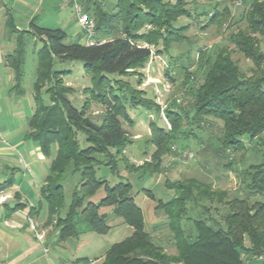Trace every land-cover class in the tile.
Here are the masks:
<instances>
[{
	"label": "trees",
	"instance_id": "obj_1",
	"mask_svg": "<svg viewBox=\"0 0 264 264\" xmlns=\"http://www.w3.org/2000/svg\"><path fill=\"white\" fill-rule=\"evenodd\" d=\"M78 1L95 22L93 44L65 42L68 36L63 30L39 26L33 19L26 31L18 30L11 17L6 22L15 45L6 56V65L13 73L11 90L14 93H24L21 84L26 41L31 38L42 44L36 51L34 112L28 119L26 138L36 143L46 158H50L51 147L56 146L40 197L47 205V222H54L58 241L75 238L84 231L107 234L109 227L101 209L112 208L114 215L132 232L109 247L102 264H245L247 259H257L263 264L264 137L261 135L264 133V54L260 44H264V1H252L244 15V30L228 33V41L252 62L254 67L250 73L242 72L224 48L213 52L199 49L195 71L190 72L189 68L183 71L187 86L191 78L194 79L187 92L188 103L164 111L169 127L161 119L162 126L155 121L149 122V142L155 148L151 163L146 164L149 174L158 172L163 156L177 154L187 146L182 143L193 139L200 145L197 134L187 131L188 127L204 131L202 126L209 120L220 124L212 145H216L217 157L228 159V167L233 165L229 154L243 151L246 139L261 150L260 161L238 172L245 196L239 193L229 196L195 179L165 183L167 189L174 191V196L164 203L156 201L150 190H144L156 201V209L162 210L168 218L175 241L176 255L173 256L166 255L145 230L144 217L134 202L132 186L120 182L109 187L106 181L95 178V165L96 156L104 155L113 170L118 157L131 143V137L122 127V122L131 123L127 109L142 108L159 116L158 105L139 89L142 84L140 76H143L141 70L151 57L150 47L161 46L162 50H168L171 45L185 40L183 34L187 26L174 27L173 24L181 17L190 16L186 3L183 0L174 3L165 0ZM106 3L108 5L104 8ZM214 10L205 21V27L214 22L217 16ZM82 36L84 38V34ZM56 59L80 61L84 73L90 78V101L85 100L79 109L69 99L73 90L61 78L69 71L53 70ZM197 73L201 74V82L195 81ZM132 76L136 77L135 86L127 81ZM166 76L172 79L169 71ZM42 93L49 97L47 105L42 103ZM91 101L104 108L97 121L87 115ZM79 133L85 136L84 148H80ZM210 141L211 138L207 143L212 146ZM129 166L125 161L126 170ZM67 174H78L79 182L72 190L66 215L61 218L59 211L64 207L62 182ZM11 180L5 183L10 184ZM5 183L0 184V190L6 187ZM102 186L104 197L98 204L93 203L90 198ZM250 196L259 199L250 202ZM214 202L217 207L213 209L222 211L218 220L208 215L209 206L205 205ZM186 205L188 212L189 207L192 211L199 207L208 215L206 219L193 220L194 236H185L181 228L180 222L187 215ZM24 206L18 203L13 211ZM80 224L83 229L79 228Z\"/></svg>",
	"mask_w": 264,
	"mask_h": 264
},
{
	"label": "rangeland",
	"instance_id": "obj_2",
	"mask_svg": "<svg viewBox=\"0 0 264 264\" xmlns=\"http://www.w3.org/2000/svg\"><path fill=\"white\" fill-rule=\"evenodd\" d=\"M165 1L174 3L176 0ZM183 1L186 3L185 7L190 16L188 18H179L173 25L174 27L187 26V30L183 34L185 40L179 44L171 45L168 50H162L161 46L158 48L150 47L151 57L145 68L141 70L143 76H140L142 77V84L139 89L143 90L146 96L154 100L158 105L160 109L159 116L154 111H147L142 108L127 109L131 123L122 122V127L128 133L129 137H131V143L126 147L124 153L118 157L116 167L113 170L111 166L107 165L109 159L104 155L96 156L97 163L95 165V178L106 181L109 187H113L120 182L129 183L132 186L133 199L144 217L145 230L150 232L153 241L169 256L176 255L174 235L168 226V218L164 212L156 209L157 200H161L164 203L174 196V191L167 189L165 183L195 179L198 182L211 186L212 190L224 191L229 196H233L235 193L245 196L247 194L240 184L238 172L246 168L249 164L257 163L261 159L260 147L246 139L244 141L245 149L243 151L229 154V159L232 160L233 165L231 168L228 167V159L217 157L215 155L216 145H212V140L215 143L216 137L218 136L220 124L217 121L212 122L209 120L208 124L202 126L204 127V131H198L194 126L188 127L187 131L191 130L192 133L197 134L201 142L200 145L198 141L190 139L188 142L182 143L184 147L187 145L182 151L177 154L170 153L163 156L161 166L157 173L149 174L146 171V164L151 163V156L155 151V148L149 142V122L155 121L157 125L162 126L163 123L161 120H164V111L168 107L176 109L178 106L182 107V105L188 103L189 96L187 92L189 93V85H191L194 79L192 77L191 82L187 86L184 82L183 71L184 69L188 71V68L190 72L195 71V61H197V52L199 49H207V51L211 52L221 48L226 49L230 52L231 59L237 63L241 71L245 74H249L250 70L254 67L252 62L244 58L234 45L228 41V33L231 30H233L232 33L234 34L236 31L246 28L244 15L253 0ZM15 2L13 11L14 23L20 29H23L24 25L28 26L29 21L33 19L39 26L63 30L68 36L65 42L85 43V39L82 36L84 32L76 23L72 0H15ZM107 5L106 3L104 8ZM213 10L217 16L212 24L205 27V21L210 14H213ZM199 14L202 16H199ZM205 14L207 17H205ZM7 30L9 31L8 27L5 29V32H8ZM0 31H2L1 28ZM41 45L40 40L29 38L26 41L24 73L21 84L24 95L21 98V108L18 112L12 109L13 112L8 111L2 113V116L0 115V122L9 125V127H13L19 136L26 131V120L25 122H22V120L28 118L34 111L32 95L35 81L36 51ZM260 49L264 54V44L262 42ZM262 64V68L264 69V62ZM53 70L69 71L68 74L61 76V78L65 85L73 90L69 99L75 108H81L85 100L90 101V93H88V88L91 86L90 78L84 73L83 64L80 61H60L56 59L54 60ZM167 71H169V76L172 77L171 80L166 76ZM194 78L197 82L202 81L200 73H197ZM127 81L132 86H135L136 77L132 76ZM46 86L47 83H45ZM41 99L43 104L47 105L49 103L47 94L42 93ZM103 112V106L95 101H91L90 108L87 111L89 117L97 121ZM22 115L24 118H22ZM261 137H264V133ZM77 138L80 148H84L86 146L84 141L85 136L79 133ZM210 138L212 146L207 143ZM12 142L14 140L0 136V147L11 150L16 160H18L16 163H12L6 161L5 157H0V184L4 185L5 182L12 179L14 181L13 186H21L22 194H24L25 200H28L26 202L22 199L21 202L25 203L26 207H28L29 203L34 205L40 219L46 220L47 205L41 199L36 187L39 181L45 178L47 173H42L40 164L36 162V157L28 158L27 156L31 147L30 144L33 142L29 141L24 144L27 145L26 150L24 146L18 148L12 147ZM22 150L25 151L24 154ZM55 152L56 146L53 145L51 147L50 158L48 159L49 162L54 157ZM172 152H175V149ZM186 153H190L193 156L191 158L184 156ZM22 156L25 157V161L30 163L31 168L34 169L33 173L24 169L23 162L21 161ZM125 161L131 166H129V171L125 168ZM9 168L17 169V178H14L15 173ZM137 168L140 170H137ZM44 170L47 172L46 166H44ZM148 170H151V168ZM78 182V174H67L62 182L64 207L59 211L61 218H64L66 215L71 202L72 190ZM5 185L8 191L12 189L10 184L5 183ZM144 190H150L156 201L149 198L144 193ZM3 194L0 195L4 196ZM104 195L105 191L102 186L90 198V201L98 204ZM8 196L10 199L13 198L11 194H8ZM6 197L3 201L9 199ZM248 198L250 202L254 199H259L253 196ZM261 200H264V198ZM15 204L16 201L9 200L6 203V208L0 206V216H4L0 218V228L5 233L0 235V262H5L7 258L11 257L12 259L16 258V260L22 261V264H35L31 262L32 258L37 259L36 264H71L72 254L77 255L81 253L91 261L96 262L110 245L125 239L132 232L128 226L123 224L114 215L112 208H102L101 213L106 215V225L109 227L107 234L98 235L89 233L79 235L78 238L66 240L64 242L65 248L61 250H58L59 248L53 244L44 247L41 245L42 243L39 241L40 238L38 235L43 234L41 235L42 239L45 238L47 233H52L53 235L52 222L45 221L41 225L29 219V221H20V224L22 226L27 225V228L11 229L8 226L9 223L7 225L5 220L12 218L10 209ZM205 205L209 206L208 215L218 220L222 211L213 209L217 207L216 203H205ZM186 207L187 215L180 222L181 228L185 236L188 234L194 236L193 220L198 218L206 219L208 215L201 212L199 207L196 210L194 208V211L189 207V212L188 205ZM79 228L83 229L84 226L80 224ZM45 249L47 252L44 251ZM56 257L57 259H55ZM100 263L97 262L96 264ZM78 264L84 263L80 262ZM245 264L262 263L257 259H247Z\"/></svg>",
	"mask_w": 264,
	"mask_h": 264
},
{
	"label": "crops",
	"instance_id": "obj_3",
	"mask_svg": "<svg viewBox=\"0 0 264 264\" xmlns=\"http://www.w3.org/2000/svg\"><path fill=\"white\" fill-rule=\"evenodd\" d=\"M15 3H16L15 0H0V28L2 29V31H0V33H1L0 34V115L2 113L12 111V109H15L14 111L18 112L21 108V98L24 95V93L22 95L16 94L11 90V88L14 84L13 73H12L11 69L6 65V56L13 51L14 46H15L13 40L11 39V37L9 35V31L7 30L8 32H5V29L7 28V23H6L7 20L11 17L14 21L13 11H14V7H15ZM29 23H30V21H29ZM29 23H28V26L24 25L23 29H20V27L18 25H16L15 23L14 24L16 25V28L18 30H21V31L25 30L26 31L29 28ZM32 98H33V95H32ZM31 115L28 118H24L22 115V118H24L22 120V122H25V120H26V123H25L26 131L24 132V134L19 136V135H17V131H15V129L13 127H9V125L2 124L0 122V136H3L6 139L14 140V142H12V144H11V145H13L12 147L18 148V147L24 146V149L26 150L27 145H24V144L29 142V140L26 138V135L28 132L27 123H28V119L31 117ZM30 142H32V141H30ZM30 146L31 147H30L29 153L27 155L28 158L36 157V162L40 164V166H41L40 168L42 169V173L48 174V170H49V166H50V162L48 161L49 158L44 157V155L40 152L36 143L33 142L30 144ZM22 152L24 154L25 151L22 150ZM13 154L14 153H12L11 150L0 147V157H5V160L8 162L16 163V161H18V160H16V157ZM21 161L23 162V166H24L25 170L31 171L32 173L34 172V169L31 168L30 163L25 161L24 156H22ZM44 162H45V165H44ZM44 166L47 167V172H46V170H44ZM15 169L16 168H11L10 170L14 171L13 172V173H15L14 178H17L16 177L17 176V174H16L17 169L16 170ZM47 174H46V176H47ZM46 176H45V178H46ZM45 178L40 180L39 184L36 187L38 194H40V189H41V187L45 181ZM13 183H14V181L11 180L10 187H12L11 190L13 192L11 190L8 191L7 186L5 188H3L2 190H0V194L4 193L3 195L5 197L7 196L9 198V199H6L5 201H3L5 197L0 195V200H1L0 206H3L4 208H6V203L9 200L16 201V204L13 206V208L18 203H22L25 206L23 208H19V209H16L14 211H13V208L10 209L11 210L10 215L12 218L9 220H5L7 225L9 223V225H8L9 228H11V229H15V228L16 229H18V228L23 229L27 225L22 226L20 224V221H22V222L29 221V219L30 220L32 219V220L36 221V223L41 224V225L43 223H45V221H47V220L40 219L39 215L37 214V209L34 207V205H31L28 202L29 203V205H28L29 208H28V207H26L25 203L21 202L22 199L23 200L26 199L24 194H22V192H23L22 188H21V186H18V187L13 186L14 185ZM8 194L13 195V198L10 199ZM25 201L27 202L28 200H25ZM38 204H40V203H38ZM2 217H4V216H0V218H2ZM53 223H52L51 227L53 229L54 234L52 235V233L51 234L47 233L44 239L41 238L42 237L41 235H43V234H41V235L39 234L38 237H40L41 239H39V238L38 239L42 243L41 245L44 247H47V245H49V244H53L54 246L59 248L58 250H61L62 248H65V243H64L65 241L64 242L58 241V232L55 229ZM89 233H93V232L84 231L80 235L89 234ZM2 234H5V233L0 228V235H2ZM78 237H79V235L75 238H78ZM106 251H105V253H106ZM105 253L102 256H100V258L96 262H93L90 259H88L87 256L83 255V253L77 254L80 256L72 254V256H71L72 258H71L70 263L71 264H78V263L82 262L84 264H96L97 262H101L100 264H102ZM32 259H31V262L36 264L37 259H35V258H32ZM55 259H57V257ZM58 259H60V258H58ZM0 263H2V264H22V261H18V260H16V258L12 259L11 257H9V258H7V260L5 262L3 261Z\"/></svg>",
	"mask_w": 264,
	"mask_h": 264
},
{
	"label": "built area",
	"instance_id": "obj_4",
	"mask_svg": "<svg viewBox=\"0 0 264 264\" xmlns=\"http://www.w3.org/2000/svg\"><path fill=\"white\" fill-rule=\"evenodd\" d=\"M72 2H73V9H74L75 17H76V23L80 27V29L84 32L85 43L86 44H93L95 41L94 37L96 34L95 22L90 16H88V14H86L84 12L83 7L79 3L78 0H72ZM164 121L166 122L167 126L169 127L165 118H164ZM184 156L191 158L193 155L190 153H188V154L186 153V154H184ZM44 251L47 252L46 249Z\"/></svg>",
	"mask_w": 264,
	"mask_h": 264
},
{
	"label": "water",
	"instance_id": "obj_5",
	"mask_svg": "<svg viewBox=\"0 0 264 264\" xmlns=\"http://www.w3.org/2000/svg\"><path fill=\"white\" fill-rule=\"evenodd\" d=\"M264 264V263H263Z\"/></svg>",
	"mask_w": 264,
	"mask_h": 264
}]
</instances>
